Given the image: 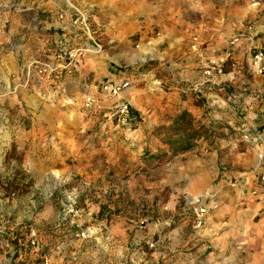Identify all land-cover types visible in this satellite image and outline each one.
<instances>
[{
	"label": "rangeland",
	"instance_id": "374dc122",
	"mask_svg": "<svg viewBox=\"0 0 264 264\" xmlns=\"http://www.w3.org/2000/svg\"><path fill=\"white\" fill-rule=\"evenodd\" d=\"M96 1L87 18L65 11L73 2L59 0L66 6L59 17L67 19L68 29L63 25L58 33L71 36V47L64 51L65 38L60 43L51 38L39 58L37 41L29 42L28 55L21 54L23 41L11 39V33L5 44L14 13L6 16L0 6V264H41L36 258L51 259L62 245L77 243L86 249L122 246L127 256L141 247L143 255L156 254L146 264H264L259 167L249 200L239 199L235 207L229 197L228 203L221 200L226 194L236 197L235 181L219 176L198 182L193 170L208 176L205 170L214 168H187L189 160L208 162L206 148L235 139L229 118L242 115L244 97L235 102L239 93L229 75L228 51L223 49L225 60H207V67L213 61L220 72L207 73L206 67L204 84L179 82V74L171 71L173 66L181 72L179 61L166 64L150 55L151 48L165 50L154 39L172 22L174 10L159 13L160 26L154 9L170 0H144L146 11L137 18L131 14L139 11L141 0H111L106 10L98 8L102 0ZM190 1L180 0L181 15L195 22L201 13L187 10ZM216 9L204 11L206 34H215ZM121 10H130L125 19ZM117 13V25L106 23ZM37 22L30 24L33 33L41 25ZM40 33L38 41L58 34L53 27ZM8 53L17 55L10 59L15 69L5 59ZM109 82L128 85L110 96L102 92ZM88 96L93 99L89 108L84 105ZM121 105L128 107L126 120L116 115ZM75 115L82 119L77 122ZM76 135L89 140L78 154ZM237 144L242 149L240 140Z\"/></svg>",
	"mask_w": 264,
	"mask_h": 264
},
{
	"label": "crops",
	"instance_id": "0c3cea01",
	"mask_svg": "<svg viewBox=\"0 0 264 264\" xmlns=\"http://www.w3.org/2000/svg\"><path fill=\"white\" fill-rule=\"evenodd\" d=\"M72 9L66 10L65 5H61L59 0H16L14 4L8 2L2 5L5 8L4 12L7 16L8 13L13 16L11 19L9 27L6 29L8 35L5 36V44L10 41V33L15 39L23 41L22 52L25 54L28 50V44L37 43L41 48L39 49V55L36 58L41 57L45 54L44 49L46 44L51 38L54 43H60L58 39L65 38L64 44L70 43V37L67 35H61L58 31L63 30V25H66L65 29H68L67 19L61 20L59 16L60 13L65 11H79L80 13H85L87 17L89 11L91 10L94 2L96 0H70ZM105 1L108 5L103 4ZM144 0L140 1V4ZM158 3L159 0H153ZM169 8L171 7L174 11L171 15L170 23L166 22L165 31L162 30L159 36H156L155 43L165 44V49L163 52H159L158 48H151V57L156 60H165L169 64L170 62L177 60L179 61V70L181 72L175 71V67L172 66L171 71L173 74H179L180 80H189L195 84H204L205 76L203 75L204 69L207 67V60L213 59L214 61L225 60V53L223 55V49L229 56L230 60H233V65L230 68L231 72L229 75L233 74V86L237 88L235 92L237 98L235 102L240 103V97H244L241 103V108L244 110L239 117H230L229 124L231 125L232 131L236 134L235 139L230 142L224 143V145L206 148L207 160L206 162L203 158H198L197 160H189L187 163V168H195L200 166L202 169L206 167H212L214 170H205L209 175L201 174L193 170L196 176V180L205 182L211 177L217 180L218 177L226 178L227 180L235 181V185H238L240 189L235 193L236 197L229 196L230 194L223 195L221 200L223 203H228V198L230 199L229 204H234V207L238 205L237 200L247 199L249 200V191L252 189L256 183V177L253 175L255 169L258 168L259 159L258 155L264 154V73L257 74L253 67L252 61L256 54L262 55V66L264 67V9L263 7H252L249 0H215V4H207L205 0L200 3L199 0H191L189 2L187 10L199 12V17L195 22L184 18L183 5L180 0H170ZM202 1V0H201ZM100 4L101 10L109 9L111 5V0H102ZM218 2V4H216ZM171 5V6H170ZM138 11L133 12L134 18L141 17L138 12L146 11L143 5H140ZM108 7V8H107ZM159 5L155 7L158 11ZM213 7H217L216 15L214 18V33L206 34L205 30L207 28L204 15V11L210 10ZM151 8V7H150ZM75 10V11H74ZM123 10V9H122ZM121 18L125 19L127 12H122ZM183 10V11H182ZM64 11V12H65ZM137 12V15L134 14ZM88 14V15H87ZM157 19L154 20L155 24L160 23V16L157 13ZM5 15H2L3 18ZM88 18V17H87ZM168 18V17H167ZM200 18V19H199ZM30 19V20H29ZM199 19V20H198ZM34 20H38L36 25L38 33L32 32V27L30 24ZM153 23V22H152ZM251 23V24H250ZM162 26L163 23H160ZM249 24V30L246 29V25ZM55 28L58 34L48 35L46 38L42 36L43 39L38 41L40 38L41 30ZM61 32V31H60ZM1 33V32H0ZM62 33V32H61ZM222 34V35H216ZM63 36V37H60ZM37 41V42H36ZM1 43V41H0ZM204 44H208L206 47ZM223 44H227L228 47H223ZM211 49L212 54L208 55L206 49ZM193 49H196L194 51ZM12 53V52H11ZM8 53V54H11ZM5 57L7 62L11 65V69L14 68L13 60L17 55L11 54ZM30 54L27 52V55ZM41 54V55H40ZM11 59V60H10ZM177 67V66H176ZM10 69V68H9ZM15 69V68H14ZM219 78V77H218ZM226 76H220L219 80H232ZM178 83V82H177ZM82 83L80 86H85ZM243 93V94H242ZM247 93V94H245ZM76 121L79 122L82 117L75 115ZM242 135H247L248 138L243 140ZM69 141V139H67ZM238 140L242 142V149L238 148ZM73 150L78 151L77 154L83 150L89 141L88 138L82 137L81 135H76L72 138ZM71 142L65 143L67 146H71ZM225 145H229L224 147ZM226 149V150H224ZM84 151V150H83ZM221 155L222 164H217V157ZM61 171V170H59ZM224 172V173H222ZM194 176V177H195ZM243 188V189H242ZM245 192H244V191ZM238 197V199H237ZM95 232V234H94ZM94 236L97 234V229L93 231ZM91 238V237H90ZM127 249L122 246H109V245H94L93 247L89 245V249L85 246L79 245L70 247L67 245H62L60 250L54 252L51 259L45 258V261H41L42 257L36 258L37 261L40 260L41 264H146L148 263V256H153L156 259V254L150 253L149 255H143L141 247L134 249V253L131 256H127ZM151 250H147V252ZM153 251H156L153 250ZM197 252H201L197 248ZM35 259V260H36Z\"/></svg>",
	"mask_w": 264,
	"mask_h": 264
},
{
	"label": "built area",
	"instance_id": "2783aa9c",
	"mask_svg": "<svg viewBox=\"0 0 264 264\" xmlns=\"http://www.w3.org/2000/svg\"><path fill=\"white\" fill-rule=\"evenodd\" d=\"M250 1V5L252 7H263L264 9V0H249ZM262 55L261 54H256L253 57V61H252V67L254 69V71L257 74H262L264 73V67L262 66ZM211 67H207V73H210V71H215L216 69H218V72H220V68L219 65L213 61L210 62ZM127 82H125L124 84H121L120 86H116L114 85L112 82H109L107 84H105L102 88V90H104L106 93H108L110 96H115L116 94L119 95L118 92H120V89H123L125 87H127ZM93 103V99H91L89 96L86 97L84 99V105L85 107L89 108V106H91ZM127 114H128V107L127 105H121L117 111H116V115H118L119 118H121L122 120H126L127 119ZM247 138V137H245ZM258 159H259V164L258 167L261 170V181L264 183V154H260L258 155ZM204 209H200L199 212L201 214L204 213ZM33 244V242H32Z\"/></svg>",
	"mask_w": 264,
	"mask_h": 264
},
{
	"label": "bare ground",
	"instance_id": "6f19581e",
	"mask_svg": "<svg viewBox=\"0 0 264 264\" xmlns=\"http://www.w3.org/2000/svg\"><path fill=\"white\" fill-rule=\"evenodd\" d=\"M167 9H169V3H166V4L164 3L161 7H158V11H156V12H157V14H159L161 11L167 10ZM154 10H156V8ZM159 16L161 18V15L160 14H159ZM106 23H109L110 25H114V24L117 25L119 23L118 13H117L116 16H114L111 20H108ZM70 47H71V44L70 43H67V44H63L61 46V49L64 50V51H66ZM89 51H91V50H89ZM102 92H103V90H102Z\"/></svg>",
	"mask_w": 264,
	"mask_h": 264
}]
</instances>
